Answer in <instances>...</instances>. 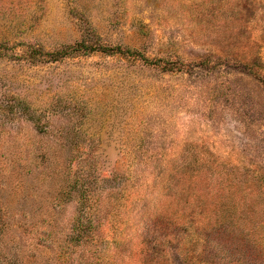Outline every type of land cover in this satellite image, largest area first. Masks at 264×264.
Instances as JSON below:
<instances>
[{
    "label": "rangeland",
    "instance_id": "374dc122",
    "mask_svg": "<svg viewBox=\"0 0 264 264\" xmlns=\"http://www.w3.org/2000/svg\"><path fill=\"white\" fill-rule=\"evenodd\" d=\"M0 264H264V0H0Z\"/></svg>",
    "mask_w": 264,
    "mask_h": 264
},
{
    "label": "trees",
    "instance_id": "16d2710c",
    "mask_svg": "<svg viewBox=\"0 0 264 264\" xmlns=\"http://www.w3.org/2000/svg\"><path fill=\"white\" fill-rule=\"evenodd\" d=\"M80 46V45H79Z\"/></svg>",
    "mask_w": 264,
    "mask_h": 264
}]
</instances>
